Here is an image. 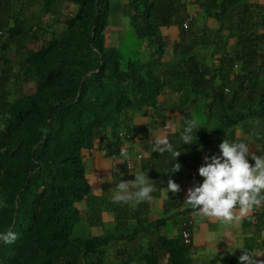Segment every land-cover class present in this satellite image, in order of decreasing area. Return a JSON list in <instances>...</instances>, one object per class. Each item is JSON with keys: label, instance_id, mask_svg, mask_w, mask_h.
Returning a JSON list of instances; mask_svg holds the SVG:
<instances>
[{"label": "trees", "instance_id": "1", "mask_svg": "<svg viewBox=\"0 0 264 264\" xmlns=\"http://www.w3.org/2000/svg\"><path fill=\"white\" fill-rule=\"evenodd\" d=\"M194 3L217 21L215 28L196 25L185 0H0V230L18 233L0 243V264H111L109 238L74 234L84 214L88 226H99L104 207L91 193L83 152L98 138L107 141V154H117L122 131L145 132L132 115L155 109L160 93L180 100L182 127L198 120L194 153L218 147L238 125L260 127L251 135L262 137L264 6ZM63 6L73 9L63 15ZM47 14L54 24L40 27ZM119 16L130 19V54L120 31L115 42L106 40L111 18ZM170 27L178 28L172 51L178 66L162 57L169 40L161 30ZM229 40L237 53L219 54ZM207 43L219 54L212 65L197 56ZM186 106H193L191 115ZM170 139L181 143L179 133Z\"/></svg>", "mask_w": 264, "mask_h": 264}, {"label": "crops", "instance_id": "2", "mask_svg": "<svg viewBox=\"0 0 264 264\" xmlns=\"http://www.w3.org/2000/svg\"><path fill=\"white\" fill-rule=\"evenodd\" d=\"M248 1L264 6V0ZM214 21H208L210 28L217 26V21L212 26ZM261 28L258 32L262 31ZM164 34L176 42L178 28L170 27ZM107 35L106 40L109 39ZM230 45L229 40L227 46ZM217 57L219 54L215 55ZM173 64L178 66L176 62ZM149 110L153 111V108H146L144 117L141 116L144 113L139 112L132 115V123L138 130L145 132L130 135V138H120L121 148L127 147L131 153L129 159L121 161V148L117 154H107V141L98 138L93 140L89 150L83 152L82 161L91 193L103 198L105 203L100 212L101 224L88 226L91 231L83 232L81 237L109 238L106 262L111 264H264V207L259 208V214L252 211L238 223H227L201 213L198 208L186 202L188 188L203 179L198 169L205 163L204 157L219 153L215 149L212 153L200 151L201 157L190 158L185 161V166L176 170L175 163L171 166V152H159L153 143L162 134L169 137L178 134L182 129L181 122L173 109L160 110L158 116L154 111L153 114L149 113ZM169 120L173 121L174 127L165 132L164 126ZM145 122L147 125L142 124ZM261 132L260 127L251 131V128L247 130L238 125L225 132L221 142L225 138L243 139L250 144L251 151L264 153V133L258 138L251 135H260ZM192 167H197V173L182 171ZM146 169H149V177L157 184L152 200L125 203L111 199L112 188L120 179H134L135 173ZM169 179L175 180L180 189L171 190L168 187ZM78 206L83 211L87 210L85 202ZM184 223H188L187 226ZM185 227L191 232L188 244L181 240V231ZM111 229L116 232L106 233ZM245 252L249 254V262L240 259Z\"/></svg>", "mask_w": 264, "mask_h": 264}, {"label": "clouds", "instance_id": "3", "mask_svg": "<svg viewBox=\"0 0 264 264\" xmlns=\"http://www.w3.org/2000/svg\"><path fill=\"white\" fill-rule=\"evenodd\" d=\"M172 127L174 123L169 120L164 126L165 132ZM199 128L197 119H187L179 132L181 145L195 143ZM124 136L131 137L127 134ZM153 144L161 152L169 151L175 157L180 155L181 147H176L167 134L156 137ZM219 149V154L204 157L205 163L198 169L203 179L188 188L186 202L205 215L227 223H238L252 211L264 207V153L251 151L250 144L243 139L225 138L219 144ZM130 157L129 149L122 147L121 161ZM174 167L179 170L181 164L176 162ZM156 187V182L149 177V169L141 170L135 173L134 179H120L112 188L111 199L125 203L152 200ZM168 187L173 191L180 189L173 179H169ZM4 205L5 202L0 200V207ZM17 236L18 233L11 227L0 230V243H11ZM248 256L245 252L240 259L248 261Z\"/></svg>", "mask_w": 264, "mask_h": 264}, {"label": "rangeland", "instance_id": "4", "mask_svg": "<svg viewBox=\"0 0 264 264\" xmlns=\"http://www.w3.org/2000/svg\"><path fill=\"white\" fill-rule=\"evenodd\" d=\"M124 1L125 0H121V4H123ZM191 1L190 0H185V7L184 8H185V11L188 10V12H189V14L191 16H195L194 23L196 25H198V26L199 25L201 26L202 24L205 23V26L206 27H208L209 29H212V28H210L208 26L209 24H207V23H208V21H214V20H212L211 18H205L204 12H201L199 10V7L196 5V3H194L195 0H191ZM35 8L37 9V5H35L33 9H35ZM188 8H190V9H188ZM71 9H73V6H63V9H62L63 12H62V14L65 15V13L66 12H69ZM236 15L237 14H233V16H236ZM54 17L55 16H49V14H47L46 16H44L43 19L41 20L42 23L40 24V27H45L46 26V28H49L55 22ZM112 21H113V24H112ZM110 23L112 25L110 27H111V29H112L113 32L108 33L109 35H107V38L109 37V39H111V40L107 39L108 40L107 43H109L110 41L111 42H115V39H116L115 31L118 30V31H120L123 34V36L125 38V42H127L125 44L126 46H124L123 51L128 50V53L130 54L131 53L130 51H133V47H132L133 46V44H132V37H131V35L129 33L130 30H131L130 19L127 16H119L118 18H114V19L111 18ZM231 23H232V19H231ZM214 24H216L215 21L212 24V26ZM166 30L167 29L162 28L161 31H162V34L163 35H165L164 33H166ZM206 32L208 34V32H210V30L207 29ZM167 40H169V39L167 38ZM176 40H179V39L177 38ZM173 42L171 40H169V44L165 48L164 53H163V56H162L163 59L166 60V61H168L171 58V60L168 61L171 64H173V62L178 59V55L177 54L175 56H172L173 55V53H172V51H173ZM231 45H232V48H231ZM231 45L229 46L230 48L228 46L227 47H224V49L221 50L219 54H223L224 56H226V53L230 52V53H233L235 55V53H237V51H238L237 50V47L235 48V43L232 44V42H231ZM228 48H229V50H228ZM214 50H216V48L213 47L212 45H210V43L204 44V47L203 46H198V49H197V53L198 54H197V56H199V58H202V61H203L204 64L205 63H208L209 65H212L213 64V60L215 58V55H212L213 53H215ZM161 69L164 72V71L167 70V67L163 65V67ZM217 83L219 84V82H217ZM155 97L157 98V101H158V104L156 105L157 108L155 107V109H159V111H160V109L163 110V108H161L160 106L165 107V108H168V109H166V111L173 109V111L176 112V115L175 116H177V119L181 122V124L184 122L183 116L181 117V115H180L181 112L177 110L178 109V106L180 104V100H177V96H176L175 93L174 94L168 93V94H165V95H162V93H160L159 95H157ZM186 108H188V110H186V111L189 112V114L193 110V106H186ZM155 109L153 108V110H155ZM149 113H152L153 114V111L152 110H149ZM145 115L146 114H142L141 116L144 117ZM142 124L143 125H147V122L142 123ZM155 125H158V123H155ZM196 135H197V133H196ZM176 145L178 147H181L180 155L177 156V158H175V157L172 158L173 160L174 159H178V161H174L173 162V160H172L171 166L174 163L178 162V163L181 164V168H182V166H185V161L189 160L190 158L197 159V157H201V154L200 153H198V152L194 153L193 151H191V149H193V148L196 149L197 148L198 144L196 142L193 143V144H191V145H189V144H183V145H181V143L179 145L177 143ZM213 149H215L216 151H218V153H220L219 146L216 147L213 144L210 145L206 149V151L208 153H212L213 152ZM158 155H159V153H158ZM170 155L173 157V154L172 153ZM199 161L201 162V160H199ZM182 171H187V172H190V173H193V172L194 173H197V167L185 168ZM83 219H84V215H83L82 220H80V222L74 228V234L76 236H81L83 232L89 233L91 231V229L85 223L86 221L83 220ZM108 232L115 233L116 230L111 229L110 231H106V233H108Z\"/></svg>", "mask_w": 264, "mask_h": 264}, {"label": "built area", "instance_id": "5", "mask_svg": "<svg viewBox=\"0 0 264 264\" xmlns=\"http://www.w3.org/2000/svg\"><path fill=\"white\" fill-rule=\"evenodd\" d=\"M188 26V21H185L183 24L184 28H187ZM253 213L255 214H259L260 213V209H256L253 211ZM188 223H184V226H187ZM190 237H191V232L190 229L188 227H185L182 229L181 231V238L184 244H188L190 242Z\"/></svg>", "mask_w": 264, "mask_h": 264}]
</instances>
